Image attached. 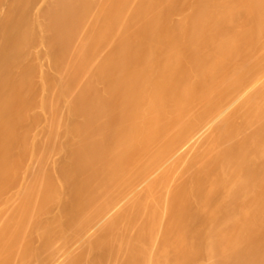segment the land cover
<instances>
[{
    "label": "bare ground",
    "instance_id": "obj_1",
    "mask_svg": "<svg viewBox=\"0 0 264 264\" xmlns=\"http://www.w3.org/2000/svg\"><path fill=\"white\" fill-rule=\"evenodd\" d=\"M32 1L0 8V264H264V0Z\"/></svg>",
    "mask_w": 264,
    "mask_h": 264
},
{
    "label": "rangeland",
    "instance_id": "obj_2",
    "mask_svg": "<svg viewBox=\"0 0 264 264\" xmlns=\"http://www.w3.org/2000/svg\"><path fill=\"white\" fill-rule=\"evenodd\" d=\"M11 1V0H9ZM3 2H0V8L3 5ZM39 0L32 1V8L38 6ZM39 89H35V93L32 97L28 96L23 104L22 112H21V120L18 123V134L20 136H28L31 131L35 128V126L42 120L41 115L36 111L37 108V97H38ZM43 150V148H41ZM53 152V150H50ZM14 153L11 156V164L9 166V170L7 173L0 178V205L7 201V198L11 196V194L18 190L19 187L22 185V177L21 174L27 164L30 162V153L29 151L22 150V149H15ZM17 201L12 203L10 208H7L6 211L13 212L14 205ZM1 207V206H0ZM7 211V212H8ZM3 215V214H2ZM32 239V241L38 245V242ZM39 257L44 258L43 253L38 254ZM45 264H48L47 262Z\"/></svg>",
    "mask_w": 264,
    "mask_h": 264
}]
</instances>
